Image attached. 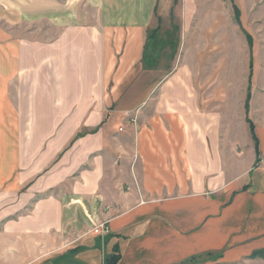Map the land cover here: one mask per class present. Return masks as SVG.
Returning <instances> with one entry per match:
<instances>
[{"label":"crops","instance_id":"0c3cea01","mask_svg":"<svg viewBox=\"0 0 264 264\" xmlns=\"http://www.w3.org/2000/svg\"><path fill=\"white\" fill-rule=\"evenodd\" d=\"M160 6L0 0L2 264H104L116 245L119 264H264L263 6L248 114L259 152L231 74L220 76L237 67L232 1L176 0L166 67L164 51L144 62ZM44 17L48 40L19 31Z\"/></svg>","mask_w":264,"mask_h":264},{"label":"rangeland","instance_id":"374dc122","mask_svg":"<svg viewBox=\"0 0 264 264\" xmlns=\"http://www.w3.org/2000/svg\"><path fill=\"white\" fill-rule=\"evenodd\" d=\"M242 1H243L242 4L244 5L243 7L245 9V17L242 16L244 12H242L241 10L242 5L240 4V0H235V2L239 5V7L241 6L240 11L242 16L240 17L241 23L237 21L238 23L237 25L239 26V29L236 28L234 29L236 33L235 36H237V39L236 41H234L233 51H234V56H237L234 57V63L237 62L236 65L237 67L234 69V71H222V74L220 76L221 79H224L225 77L227 78L226 80H228L231 74L233 84L236 85L237 87L236 91H233V102L236 106L238 102L243 101L244 108L246 109L248 95H250L249 99L251 101L253 95L254 94L256 95L255 92L256 89H260V70L254 71V68H257V65L260 64V44L258 43V41H260V14H261L260 6L261 7L263 6L264 9V2L262 5H260V0H242ZM160 3H161L160 9L159 11L156 12V14L158 15L159 13L162 12L165 13L166 15V18L159 23L161 34L164 35L166 31L169 30L174 31V29L177 27L178 23L176 16V0H160ZM169 16L170 19L168 18ZM234 19L237 20L235 16ZM19 31H24L26 39L28 40L45 41L49 39V27L46 17L33 23L25 22L22 27L19 26ZM174 33L176 34V31ZM248 34H250L252 37V41H253L252 45H250V42L248 40ZM174 46L175 45L173 44L171 45L169 42V45L165 47L163 54L164 56L162 60L164 67H166L169 64L172 65L175 62V58L169 59L168 56V54L170 53L171 49L174 48ZM238 48H239V53H238ZM241 49H243L242 51H244L245 49L248 50V53L246 52V55L245 54L241 55L240 54ZM258 52H259V58L257 59ZM246 68H248L249 71H246ZM250 106H251V102H249L248 112H250V108H251ZM127 112L128 111H126V113ZM130 112L133 113L132 111ZM0 178H1V172H0ZM31 183L32 182H30V180L25 182L23 189L26 191L28 189V186L31 185ZM4 188H0V193H4ZM4 202L5 203L2 204L0 201V211L1 209L6 210L7 206L10 207L11 205L10 202H6V201ZM87 217L89 219V224L91 225L90 232L96 234L97 237H99L100 239L105 238L109 234L108 231L102 232V228L100 227L102 224L106 226V222L98 221L97 219L94 218L91 212L87 214ZM96 228H98L99 231H96ZM1 262L2 261L0 259V264H2Z\"/></svg>","mask_w":264,"mask_h":264},{"label":"trees","instance_id":"16d2710c","mask_svg":"<svg viewBox=\"0 0 264 264\" xmlns=\"http://www.w3.org/2000/svg\"><path fill=\"white\" fill-rule=\"evenodd\" d=\"M231 1L233 3V10H234L235 18L237 19L238 22L241 23V21H240V17H241L240 7L235 2V0H231ZM160 31H161V29L157 28V29H153L152 32L150 31V33L148 34V42L146 44L145 52H144V62L146 63V65H147V60H149V58H151V57H154L155 53L163 52L165 50V47L167 45H169V42L171 45L172 44L175 45L174 48L171 49V53H170L171 58H173L177 53V43H178V41H177V38H178L177 37V32H178L177 27L174 29V31H172V30L166 31L164 33V35H162L160 33ZM175 31H176V34L174 33ZM248 40L250 42V45H252L253 41H252V37L250 34H248ZM155 61H156V59H155ZM249 96L250 95H248L247 104H246V110H247L246 113L248 116V121L250 122V126H251L252 131H253L254 138L256 139L257 151L259 152L258 139H257L256 134H255V125L248 115L249 114V112H248L249 102H250ZM221 254H222V252H208L207 256H208V258L215 259V258H219ZM253 254L254 255H260V251L254 252ZM121 258H122V252L120 251L119 245H116V247H114V249H113V252L106 255L105 260H104V264H119ZM196 259H197V257H192L190 259V261H194Z\"/></svg>","mask_w":264,"mask_h":264},{"label":"built area","instance_id":"2783aa9c","mask_svg":"<svg viewBox=\"0 0 264 264\" xmlns=\"http://www.w3.org/2000/svg\"><path fill=\"white\" fill-rule=\"evenodd\" d=\"M127 114L131 118L132 121L137 122V117L133 113H131L130 111H128ZM106 226L104 224H102L100 226L102 228V232H106V231L110 232L109 231L110 227L109 226L106 227ZM96 231H99V229L96 228Z\"/></svg>","mask_w":264,"mask_h":264}]
</instances>
